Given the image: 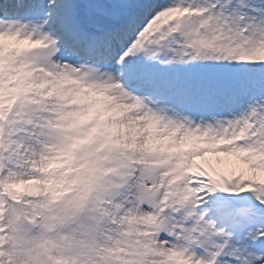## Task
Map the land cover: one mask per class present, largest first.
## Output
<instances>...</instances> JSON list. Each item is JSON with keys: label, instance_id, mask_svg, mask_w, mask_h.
<instances>
[{"label": "snow or ice", "instance_id": "obj_1", "mask_svg": "<svg viewBox=\"0 0 264 264\" xmlns=\"http://www.w3.org/2000/svg\"><path fill=\"white\" fill-rule=\"evenodd\" d=\"M0 264H264V0H0Z\"/></svg>", "mask_w": 264, "mask_h": 264}]
</instances>
